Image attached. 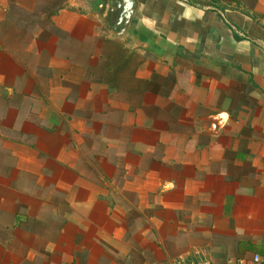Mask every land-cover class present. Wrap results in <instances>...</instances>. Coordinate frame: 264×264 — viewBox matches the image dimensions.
<instances>
[{"label":"crops","instance_id":"crops-1","mask_svg":"<svg viewBox=\"0 0 264 264\" xmlns=\"http://www.w3.org/2000/svg\"><path fill=\"white\" fill-rule=\"evenodd\" d=\"M109 2L0 0V264H264V0Z\"/></svg>","mask_w":264,"mask_h":264},{"label":"built area","instance_id":"built-area-1","mask_svg":"<svg viewBox=\"0 0 264 264\" xmlns=\"http://www.w3.org/2000/svg\"><path fill=\"white\" fill-rule=\"evenodd\" d=\"M255 260L259 261V256H256ZM176 264H213V262L204 251H197L192 257L180 256L177 258Z\"/></svg>","mask_w":264,"mask_h":264},{"label":"rangeland","instance_id":"rangeland-1","mask_svg":"<svg viewBox=\"0 0 264 264\" xmlns=\"http://www.w3.org/2000/svg\"><path fill=\"white\" fill-rule=\"evenodd\" d=\"M64 0H59V2L62 4V2H63ZM66 1V0H65ZM95 2V1H97L99 4H97L98 6H100V7H98L97 5H95V6H93V4H91V2ZM110 0H85V9H87V10H92V9H94V8H96L97 10H99L101 13H102V15H105L106 14V12H107V10H108V2H109ZM110 3V2H109Z\"/></svg>","mask_w":264,"mask_h":264}]
</instances>
